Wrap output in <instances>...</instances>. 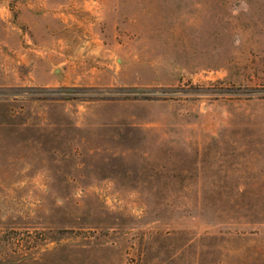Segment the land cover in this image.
<instances>
[{"label":"rangeland","instance_id":"1","mask_svg":"<svg viewBox=\"0 0 264 264\" xmlns=\"http://www.w3.org/2000/svg\"><path fill=\"white\" fill-rule=\"evenodd\" d=\"M0 264H264V0H0Z\"/></svg>","mask_w":264,"mask_h":264}]
</instances>
